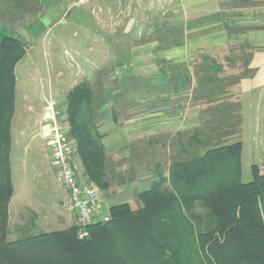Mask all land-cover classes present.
<instances>
[{"label":"crops","instance_id":"crops-1","mask_svg":"<svg viewBox=\"0 0 264 264\" xmlns=\"http://www.w3.org/2000/svg\"><path fill=\"white\" fill-rule=\"evenodd\" d=\"M59 2L0 0V25L6 23L11 36L26 47L21 61L30 51L27 43L36 42L30 26L58 18ZM65 2L97 9L101 35H92L94 41L112 45L101 50L104 69L91 64L97 76L94 87L87 78L83 81L94 92L93 121L102 136L108 197L120 193L119 176L131 184L145 182L147 191L160 176L168 177L172 164L201 156L218 143L240 142L236 130L244 108H264V0ZM207 59L220 68H208ZM56 75L62 77L58 71ZM71 89L59 98L47 97L56 102L59 115ZM24 103L27 113L36 111ZM49 111L47 103L50 119ZM49 119L40 117L32 137L45 140ZM59 121L67 134L66 123Z\"/></svg>","mask_w":264,"mask_h":264},{"label":"trees","instance_id":"trees-1","mask_svg":"<svg viewBox=\"0 0 264 264\" xmlns=\"http://www.w3.org/2000/svg\"><path fill=\"white\" fill-rule=\"evenodd\" d=\"M25 48L0 35V264H264V174L253 166L251 181H241L239 142L172 164L166 179L160 176L138 194L141 208L109 206V221L89 226L84 239L72 226L8 241L15 67ZM208 61V68H220ZM93 101L91 84L82 82L66 94L59 118L76 146L81 173L106 190Z\"/></svg>","mask_w":264,"mask_h":264},{"label":"rangeland","instance_id":"rangeland-1","mask_svg":"<svg viewBox=\"0 0 264 264\" xmlns=\"http://www.w3.org/2000/svg\"><path fill=\"white\" fill-rule=\"evenodd\" d=\"M56 6L59 9L62 6L57 14L58 18H53L48 25L33 22L30 26L34 35L32 38L36 42L27 43L30 51L15 68L16 103L10 126L13 194L8 205V241L25 235L63 231L74 226L72 215L63 205L64 194L60 183L50 166V142L47 138L43 140L40 135L32 136L38 132L40 117L44 114L49 119V93L54 99L59 98L62 92L68 91L86 78L94 87L93 82L97 76L92 65L98 66L99 63L100 69H104L106 62L103 63L104 60L101 59V50L112 46L111 42L103 44L94 41L101 35L96 27L97 9L87 10V6L69 7L65 0H61ZM46 9L47 6L43 4L41 13L44 14ZM8 28L6 23L0 25L1 34L11 36ZM37 36L41 40L38 41ZM111 54L110 56L114 55ZM25 63L27 67L22 68ZM57 71L62 73V77L57 78ZM22 100L27 105L31 104L36 111L27 113ZM260 109L262 110L258 112L254 106L247 110L244 108V115L236 130L237 140L241 142L240 169L243 183L251 181L253 166L264 174V108ZM232 125L236 123L232 122ZM21 131L25 133L24 136ZM218 146L222 145L218 143ZM124 177L119 176L117 180L120 193H110L109 197L105 190L92 184L104 197L105 205L126 203L132 210H138L141 203L137 196L147 189L145 182L131 184Z\"/></svg>","mask_w":264,"mask_h":264},{"label":"built area","instance_id":"built-area-1","mask_svg":"<svg viewBox=\"0 0 264 264\" xmlns=\"http://www.w3.org/2000/svg\"><path fill=\"white\" fill-rule=\"evenodd\" d=\"M48 105L50 119L44 134L51 139L50 166L63 191V205L74 217L77 237L84 239L89 226L109 221V207L100 191L81 173L76 146L63 130L56 102L49 100Z\"/></svg>","mask_w":264,"mask_h":264}]
</instances>
